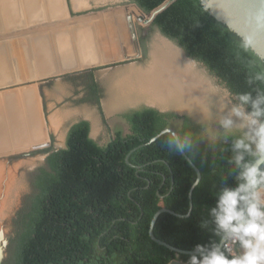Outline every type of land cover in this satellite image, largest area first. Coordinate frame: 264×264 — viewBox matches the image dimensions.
<instances>
[{
    "label": "trees",
    "instance_id": "trees-1",
    "mask_svg": "<svg viewBox=\"0 0 264 264\" xmlns=\"http://www.w3.org/2000/svg\"><path fill=\"white\" fill-rule=\"evenodd\" d=\"M129 1L151 14L169 0ZM155 29L202 64L249 114L254 111L252 101L264 98V61L214 19L202 0L176 1L157 15L150 31ZM139 31L143 49L146 38ZM94 72L67 81L82 82L88 92L83 102L98 106L103 91ZM243 95L250 100L242 101ZM260 107L264 109V103ZM125 119L130 134L117 132L106 145L93 140L90 123L81 120L70 128L64 149L45 151L43 166L31 174L33 192L17 214L9 254L0 264H170L174 260L191 264L193 255H178L150 237L152 220L161 209L189 213V194L197 179L172 134L151 143L167 128L175 129L202 179L193 192L191 215L178 218L163 213L153 234L183 251L210 253L221 247L226 233L212 210L225 190H235L244 182V164L258 158L253 145L241 134H227L209 146L189 117L154 108L132 111ZM257 119L264 122V115ZM239 139L252 151L236 150ZM240 154L244 161L237 164L235 157ZM240 248L237 244V252Z\"/></svg>",
    "mask_w": 264,
    "mask_h": 264
},
{
    "label": "rangeland",
    "instance_id": "rangeland-1",
    "mask_svg": "<svg viewBox=\"0 0 264 264\" xmlns=\"http://www.w3.org/2000/svg\"><path fill=\"white\" fill-rule=\"evenodd\" d=\"M85 1L83 11L95 13L82 18L86 21L87 28L94 27L98 30V27H106L111 34H120L129 25L126 28L132 32L135 43L134 53L130 57L118 58L101 65L96 72L103 91L101 111L88 101L83 102L88 92H85L86 87L82 82L81 85H75L70 81L55 79L50 84H41L31 76H22L24 70L27 75L30 73L29 45L26 42L28 31L0 34V126L6 128L16 122L22 126L24 122L31 120L23 95L34 90L37 91V118L41 121L40 112V115L45 116L43 127L47 133L54 131L51 134L52 146L40 150L38 154L20 155L43 140L30 145L28 149H0V154H4L0 155V168L3 166V171L5 169L9 173L2 186H6L5 190L0 189V247L5 248L6 258L10 241L17 231V214L33 192L31 174L43 166L46 160L45 151L66 147L70 128L84 118L91 121L92 138L100 145L108 144L117 132L124 136L129 135L130 126L124 116L148 107L189 117L201 129L202 140L209 146L217 145L224 135L241 134L256 150L251 136L254 127L258 125H251L244 115H237L234 111L239 109L242 114H249L246 109L202 64L190 59L183 49L166 40L158 30L155 29L150 37H144V30L148 26L133 18L130 10L138 11L133 3L129 0ZM113 9L116 11L112 12ZM144 15L147 20L151 19V14ZM134 29L139 40L140 55ZM140 29L143 30L142 36L146 38L143 49ZM93 39L98 45L101 36H94ZM104 42L103 39L102 43ZM167 71L179 78L177 86L169 88L170 90L159 87V93L149 91V78L156 74H166ZM181 76H185L186 80L180 81ZM82 80L90 82L87 77ZM11 81L17 83H8ZM59 113L62 114V118H58L60 123L51 124L54 120L53 114L57 116ZM226 121H231V124L226 126ZM2 175L4 177V172ZM6 240L9 241L8 246L4 245Z\"/></svg>",
    "mask_w": 264,
    "mask_h": 264
},
{
    "label": "crops",
    "instance_id": "crops-1",
    "mask_svg": "<svg viewBox=\"0 0 264 264\" xmlns=\"http://www.w3.org/2000/svg\"><path fill=\"white\" fill-rule=\"evenodd\" d=\"M54 1L58 4V10L51 6V4H54L53 0H0V34L21 30L28 31L29 35L26 42L29 45V75L41 84H50L55 79L57 81H67V77L89 73L99 68L96 67L91 70L85 69L86 67H78L81 56L76 46L80 37L86 32H90L93 36H101L97 32L95 33L94 27L87 28L86 21L82 19L95 13L83 11L86 4L78 5L75 0ZM72 40L75 44L73 63L70 65L68 60L64 58L65 64H63V47L69 46ZM93 75L95 81L101 85V82L96 77V72ZM8 83L17 82L11 81ZM101 101L100 105H94V108L100 111L102 109ZM40 114L39 112V118L43 123L45 122V116ZM59 117L62 118V114L59 113L57 116L53 114L52 118L54 120L53 122L51 121V124L60 123ZM82 120L88 121L91 125V121L88 118ZM43 129L45 131L43 141L34 146L48 145L46 148H49L52 146L51 134L54 131L51 132V130L47 133L44 127ZM90 136L92 138L91 132ZM28 147L30 146L22 148L28 149ZM258 192L260 193L259 203L264 206V189H260ZM240 254L238 252V255Z\"/></svg>",
    "mask_w": 264,
    "mask_h": 264
},
{
    "label": "clouds",
    "instance_id": "clouds-1",
    "mask_svg": "<svg viewBox=\"0 0 264 264\" xmlns=\"http://www.w3.org/2000/svg\"><path fill=\"white\" fill-rule=\"evenodd\" d=\"M241 100L247 102L250 96L243 95ZM264 98L252 101L254 111L250 114H242L239 109H234L237 115H244L254 127L252 141L256 144L258 158L254 163H245L241 179L244 181L235 190H225L220 196L217 207L213 214L216 216L218 227L227 233L230 243L223 245L224 251L219 246L213 248L203 258L193 255L191 264H264V211L260 206V193L257 191L259 185L264 184V122L258 117L264 115V109L260 105ZM231 121H226V126ZM247 135V134H246ZM234 148L252 151L251 145L243 139L236 141ZM237 164L244 161L242 154L235 157ZM223 239V238H222ZM239 244L243 249L240 255H235L232 245ZM198 251H203L198 246ZM226 253H228L226 255ZM229 255L232 256L229 259Z\"/></svg>",
    "mask_w": 264,
    "mask_h": 264
},
{
    "label": "bare ground",
    "instance_id": "bare-ground-1",
    "mask_svg": "<svg viewBox=\"0 0 264 264\" xmlns=\"http://www.w3.org/2000/svg\"><path fill=\"white\" fill-rule=\"evenodd\" d=\"M54 4H51L55 9L58 10V4L53 0ZM76 4L83 5L86 4L85 0H75ZM133 18L139 19L142 17V13L138 10H130ZM146 19V17H145ZM131 25V24H130ZM129 28V25H126ZM125 26V30H123L120 34H111L106 27H98V30L95 28V33L102 35L101 39L96 45L94 42V36L90 34V32H86L80 39L78 40V44H76L78 51L81 56V61L78 63V67H88V66H97V65H104L106 63L115 61L116 59H124L130 57L134 53V40L132 36V32L129 31ZM93 28V27H91ZM110 29V28H109ZM100 31H104L99 33ZM128 30V31H127ZM5 32V31H4ZM119 35V37H118ZM99 36V35H95ZM114 38V40H113ZM105 40L102 43V40ZM69 43V42H68ZM65 44V43H64ZM121 44V45H120ZM74 41H70L69 46L63 47V54H62V63L65 64V59L68 60L70 65L73 63V56H74ZM61 58V59H62ZM65 58V59H64ZM38 72V71H37ZM61 72V71H60ZM29 73V72H28ZM58 73V72H57ZM159 75H154L149 78V85L147 89L153 93L161 92L159 87H163L166 90H170L169 88L177 86L179 83V78L175 77L172 72H165ZM30 74V73H29ZM22 76H30L27 75V71H22ZM182 79L180 81H185L186 77L181 76ZM191 82V81H189ZM187 85V82L185 83ZM37 92V91H36ZM34 90L27 91L23 95V101L25 104L26 109L28 110L27 113L33 118L24 122L23 125H19L18 122L13 123L12 125L4 128L0 126V149H16L27 146H33L41 142V140L45 137V131L43 129V123L37 118V95ZM20 102V100H19ZM4 172V177H3ZM5 169L3 171V166L0 168V189L3 186L4 179H6V175L9 176V173H5ZM3 177V178H2ZM6 186L4 185V188ZM2 188V189H4ZM5 190V189H4Z\"/></svg>",
    "mask_w": 264,
    "mask_h": 264
},
{
    "label": "water",
    "instance_id": "water-1",
    "mask_svg": "<svg viewBox=\"0 0 264 264\" xmlns=\"http://www.w3.org/2000/svg\"><path fill=\"white\" fill-rule=\"evenodd\" d=\"M178 0H169L166 3H164L161 7H159L157 10L153 11L151 13V19L147 20L145 19V13L139 8V6L135 3L134 6L140 12L142 13V17L137 19L140 23H144L145 25L149 26L151 25L158 14L166 10L169 6H171L173 3H175ZM202 4L206 10L209 11L210 15L216 19L219 23L227 26L232 32L237 34L239 37L243 39V41L246 43V45L261 59L264 61V0H202ZM129 10V9H128ZM112 12H115L116 10H111ZM130 19V18H129ZM112 22V21H110ZM100 31V30H99ZM103 31H100L102 34ZM135 42L138 46V55H140V47H139V40L138 37L136 38L135 29L133 31ZM161 34V33H160ZM162 35V34H161ZM102 36V35H101ZM163 36V35H162ZM166 40L169 41L168 38L164 37ZM171 42V41H170ZM96 67H100V65L97 66H88L85 69H93ZM170 133L173 135V137L176 140L177 146L179 147L182 155L186 159V161L192 166V168L195 170L197 174V179L192 186L190 190V210L189 213L186 216L176 214L175 212H172L168 209H161L158 211L151 223L150 228V237L151 239L156 242L157 244L161 246L167 247L172 252L178 254V255H197V256H204L209 253H198V252H189V251H183L180 249H177L173 246H170L160 240H158L154 234L153 229L154 226L159 218V216L163 213H169L175 217L178 218H185L189 217L193 210V192L196 189V187L200 184L202 175L200 170L197 168V166L192 162V160L188 157V155L183 150L181 141L179 139V136L175 129L173 128H167L166 130L162 131L161 134H159L157 137L153 138L151 140L152 142H155L157 139H159L162 135ZM48 145L43 146H34L29 151L22 152L20 155L22 156H30L33 155L36 151L40 149L46 148ZM4 155V154H0ZM262 166V165H261ZM227 233L225 234L222 244H221V251H223V245L228 240L227 239ZM9 241L6 240L4 242L5 246H8ZM243 249H239V253H242ZM6 259L5 256V248L0 247V263H3ZM170 264H188L181 261L174 260Z\"/></svg>",
    "mask_w": 264,
    "mask_h": 264
},
{
    "label": "flooded vegetation",
    "instance_id": "flooded-vegetation-1",
    "mask_svg": "<svg viewBox=\"0 0 264 264\" xmlns=\"http://www.w3.org/2000/svg\"><path fill=\"white\" fill-rule=\"evenodd\" d=\"M150 26H151V25H149L148 27H146V30H144V37H146V38L150 37V35H151V33H152V32L150 31ZM91 70H92V69H91ZM91 70H90V71H91ZM99 70H100V67H99V68H96V69H94V70H92V71H96V72H97V71H99ZM161 112H162V111H161ZM177 123H181V121H177L176 124H177ZM39 152H40V151H36L34 154H38ZM34 154H33V155H34ZM46 157H47V155H46ZM16 219H17V218H16Z\"/></svg>",
    "mask_w": 264,
    "mask_h": 264
},
{
    "label": "built area",
    "instance_id": "built-area-1",
    "mask_svg": "<svg viewBox=\"0 0 264 264\" xmlns=\"http://www.w3.org/2000/svg\"><path fill=\"white\" fill-rule=\"evenodd\" d=\"M225 243H230V241L227 240ZM232 248H233V250H234V254H235V255H238V252H237V244L232 245ZM223 249H224V248H223Z\"/></svg>",
    "mask_w": 264,
    "mask_h": 264
}]
</instances>
